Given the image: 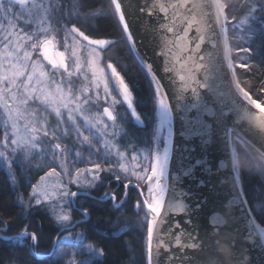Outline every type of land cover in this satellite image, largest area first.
<instances>
[{"label":"snow or ice","instance_id":"1","mask_svg":"<svg viewBox=\"0 0 264 264\" xmlns=\"http://www.w3.org/2000/svg\"><path fill=\"white\" fill-rule=\"evenodd\" d=\"M190 0H175L174 3L165 5L160 0H156V3L150 5L147 9H140L141 11H147L149 15L158 11L163 13L162 17L166 23H161L159 28L163 30L161 37V55L169 56L173 55V49L178 51L173 55V59L179 63L180 80L185 83L181 86L177 101L184 100V92L188 88H191L192 93L198 102H203L202 97L198 93V88L208 89L213 95L219 99L224 93L219 90V85L215 83L209 85L208 80L210 77L215 79L213 73L209 69V64L214 59L213 53L205 52L203 55H199L202 45L205 40L208 39L209 43L215 47V40L211 37L216 36V32L210 29L207 24V18L209 13L208 8H211L215 12V23L219 26L221 32L226 31V26L229 22V18L226 14L228 4L223 0H195L192 4V9H188V13H182L181 9L187 8ZM254 2V0H253ZM261 6L264 7V0H261ZM55 5L48 2V0H0V109L3 111V140L0 144L3 145L4 151H0V158H3L4 162L11 168L13 160L9 157L10 151L12 156H16L18 160L31 163V160L35 156L45 157L52 163H57L61 167V171L66 175H69V184H80L81 188L85 189L82 192H71L64 184H58L54 186L55 190H58V195L52 197L48 194L46 186L43 182L48 177H60V173H57L56 168L53 167L50 171L45 172L44 176L40 177V181L37 185L32 186V193L28 202H24L25 209L30 208L31 201H35L36 205H42L47 202L50 206V210L56 217L57 222L67 226L70 220L69 215L64 214L63 205H73L75 200L73 198L78 195L89 196L91 193L87 189L95 188L98 182H101L100 173L109 172L113 173L114 179L121 181V175H116L117 172L124 174V179L127 181L124 183V197H127V188L129 184L133 183L130 176H134L137 181L147 185V196L144 195V189L141 187V183H136L135 187L139 190L140 196L143 198L142 203L151 213V218L148 220L147 225V260L148 264H154L153 254V236L154 229L157 224L161 222V214L165 211V197L168 194V185L163 183L164 178L167 175V169L170 159V148L167 143L161 150L160 146V133L163 131L166 124H169L172 113V107L166 101V93L162 92V85L157 82L155 88V94L158 101V124L154 135V145L149 147L143 154V161L139 160L137 152L134 150V146L128 145L131 152V160L136 163H126L127 157L124 153H121L116 148L115 155L117 161L115 164L108 163L107 167H102L100 163H95L90 168H76L74 173H69L66 167L67 152L66 148H62L61 144L55 143L51 146V155L49 156L45 150L40 148V144L43 142V138H47L49 142L56 139L54 133L50 135L46 125L41 124L37 127L36 113L29 107L30 103H39L44 106L46 111L55 113L58 120L62 123L65 114L67 119L70 120L73 126L76 128L77 137L82 144H87L90 147H95L90 136H84L80 132L79 125L76 123V115L83 117L84 122L89 126V131L96 125H94L91 119L84 116L82 106L89 103V99L83 98L81 95H77L71 85L70 79L65 80L61 75L59 81L52 79L58 73H66L69 78L73 75L68 71V65L65 63V57L63 53H57L55 55L50 54V48L53 47V40L55 37L48 35L49 28L45 25L51 24L49 20L50 11ZM111 7L113 14L118 17L123 31L126 34L128 40L134 45L135 41L132 38V32L129 29V23L125 18L124 6L121 0H111ZM19 9L18 11L16 9ZM254 10V9H253ZM251 15V11L249 12ZM232 20H236L235 16L231 17ZM23 24L25 27H20ZM25 28L28 30L26 31ZM195 29V35L190 33ZM75 39H79L86 42L93 50L99 49L103 46H107L111 43L105 39H92L90 36L85 35L75 24L71 29H67ZM167 33H171L172 37H168ZM68 36L65 35L64 40L67 41ZM29 48L31 51H29ZM237 51L249 53L251 49L240 48ZM33 52H37L42 58L40 60L33 59ZM185 54H187L185 56ZM72 59L75 61V67L77 72H80L82 65L79 62V58L76 56L75 51L72 53ZM207 60V63H201ZM171 63V62H170ZM50 66L51 73L45 67ZM89 70L92 73L93 80L96 82V88L100 87L101 82L104 84V99H108L110 90L107 85V78L103 75V70L96 67L95 57L90 55L87 61ZM111 69V74L116 79V85L123 96L124 101L131 109V114L136 117L138 122L140 116L137 115L136 108L133 107L131 92L124 83L123 77L116 71L115 67L111 64L108 65ZM148 71H153L151 64H146ZM240 68L247 69L249 64L243 63L239 65ZM203 69L205 76L203 81L197 78V73ZM166 72L176 70V66H165ZM100 73V74H98ZM155 74L153 73V76ZM87 79V77H85ZM195 85V86H193ZM239 87V86H238ZM54 89V91L52 90ZM89 89H81V92H88ZM264 91V89H261ZM240 94L243 100L237 105L236 99H231L232 108L230 111L234 112L238 121H255L260 128H264V105L258 100L253 99L252 95L244 90L240 89ZM99 97V92L96 93ZM78 101H80L78 103ZM244 101H247L249 105L254 106L259 115L253 113L246 106ZM217 100H213L212 103H216ZM206 110L212 114V109ZM104 113L108 119L112 121L111 128L113 131L107 133V129L110 127L108 124H103L102 121H97L101 127L96 129L95 135L100 139H104L105 135L110 134L113 138L120 135L123 128L116 129L115 116L105 108ZM23 121V124L20 122ZM103 130V131H102ZM68 130H63V135L67 136ZM169 136L171 131L169 130ZM114 145H109L107 141L104 144L105 160H108L112 154ZM98 153L100 149L96 148ZM19 154V155H17ZM77 156H80L79 152H76ZM261 167H264V154H261ZM142 169V170H140ZM84 173H90V179H84L81 182V176ZM188 173H185L187 175ZM13 179H15L13 177ZM236 179L239 180V171L237 170ZM242 191V190H241ZM67 197V199H65ZM53 199L57 200V204H52ZM103 200H110L115 204L116 194L115 192H105L102 197ZM237 201H243L242 195H237L235 198ZM123 199L120 204H115L117 208L123 204ZM246 203V201H244ZM141 201H137V207H140ZM59 208V211L57 210ZM82 214L87 217L88 209H81ZM167 211L172 213H187L189 211L188 205L182 198H177L175 194L167 203ZM253 211L252 208L248 209L250 214ZM26 218V217H25ZM191 223V221H189ZM179 227V224H176ZM67 230V227L64 228ZM260 236L264 240V228L259 229ZM20 237L30 236L32 241L35 242L37 237L35 232L29 233L27 227L19 234ZM61 244H69L67 237L57 238ZM85 236L82 233H78L75 240L71 242H82ZM195 240V237H192ZM177 245L181 244L180 236L175 237ZM164 241L159 240L157 244L156 252L159 254L160 245H163ZM183 247L197 249L200 247L199 243H190L183 245ZM89 257L95 255H102V250H97L93 245H84ZM54 252L57 254L65 253L64 247L54 245ZM81 260L80 264H91V259ZM69 264H76L75 260L69 261Z\"/></svg>","mask_w":264,"mask_h":264},{"label":"water","instance_id":"2","mask_svg":"<svg viewBox=\"0 0 264 264\" xmlns=\"http://www.w3.org/2000/svg\"><path fill=\"white\" fill-rule=\"evenodd\" d=\"M160 2L167 6L175 0ZM121 3L135 41L133 45L128 40L131 48L155 88L157 82L162 85V92L167 94L166 101L172 107L170 122L165 125V143L170 148V159L163 180L169 191L161 222L154 229V264H264V240L259 233L264 225L257 220L253 211L248 213L251 207L245 197L240 174L239 180L236 179L239 171L236 140L247 145L260 158L264 154V128H260L255 121H238L237 115L230 111L231 99H236L239 105L243 100L240 89L244 88L234 71L227 26L226 31L221 32L215 23L214 10L208 8L206 24L217 34L211 37L215 40V47L206 39L199 53H213L214 59L208 70L215 79L210 77L208 83L210 86L214 83L219 85L224 95L217 99L208 89L198 88L203 101L198 102L191 88H188L184 92V100L178 102L177 96L185 82L180 80L179 63L173 59L178 49H173V55H161V37L164 33L159 25L166 23L162 19L164 14L156 11L149 15L147 11L140 10L147 9L156 0H121ZM193 3L195 0H190L187 8L181 9V12L187 14ZM190 35H195V29ZM167 36L172 37V34L167 33ZM50 54L55 55L54 46L50 48ZM201 63H207V60ZM146 64L153 66L151 73ZM173 65L176 66L175 71L164 70L165 66ZM110 75L121 95L111 69ZM204 76L205 71L201 69L197 78L203 81ZM214 99L216 103H212ZM243 103L259 115L254 106L247 101ZM206 107L212 109V114ZM173 194L188 205L187 213L167 211V203ZM238 194L243 196V201L235 199ZM148 214L150 219L149 210ZM177 223L179 227H176ZM63 230L59 231L58 236ZM177 235L180 236V245L175 240ZM159 240L164 243L157 254ZM190 243H199L200 247H183Z\"/></svg>","mask_w":264,"mask_h":264},{"label":"trees","instance_id":"3","mask_svg":"<svg viewBox=\"0 0 264 264\" xmlns=\"http://www.w3.org/2000/svg\"><path fill=\"white\" fill-rule=\"evenodd\" d=\"M81 2L83 8H87L97 7L101 0H81ZM223 2L228 4L227 32L237 80L254 99L264 105V91H261L264 89V7L261 6V0L254 2L223 0ZM250 11L251 15H249ZM232 16H235L236 20H232ZM95 25L93 32L96 35L120 37L119 27L109 13L97 16ZM122 42L116 47L112 58L119 64L120 70L132 86L141 114L146 121H149L153 111L158 109L155 85L136 58L128 39L125 37ZM240 48L251 49V52L237 51ZM243 63L249 64L250 67L240 68L239 65ZM123 122L126 124L129 139L138 137L141 145L150 144L147 125L136 128L131 119H125ZM164 145L165 133L161 139V146ZM236 150L245 197L257 220L264 225V167H261L262 162L257 154L239 140H236ZM36 175L32 174L31 184L35 181ZM92 192L97 195L99 191ZM25 193L26 187L14 183L8 170L0 163V229H4L3 232L1 231L2 234L12 236L4 238L0 235V264H62L55 253L51 254V251L64 225L53 218L49 204L46 202L42 205L30 202L32 206L25 209ZM119 196L121 197V194ZM75 201L77 207H73V212L79 213V208H86L90 213V219L80 223L74 231L79 230L85 236L86 242L93 244L97 250H102V255H95L93 259L89 257L91 264H128L133 256L140 254L142 234L136 226L138 218L131 196L125 198L119 208L114 207L110 201H101L84 195H78ZM26 227L29 233L35 232L36 243L33 244L30 236H19ZM146 229L147 227L144 230ZM39 254L46 256L40 258ZM77 264H80V260Z\"/></svg>","mask_w":264,"mask_h":264},{"label":"rangeland","instance_id":"4","mask_svg":"<svg viewBox=\"0 0 264 264\" xmlns=\"http://www.w3.org/2000/svg\"><path fill=\"white\" fill-rule=\"evenodd\" d=\"M48 2L55 5V7L52 8L50 11V16H49V20L51 22L50 26L45 25V27L49 28L48 35L51 37H55V39L53 40L54 51H55L54 53L64 54L65 63L68 65V71L73 73L71 78H69L66 73H58L55 76H53L52 79L59 81L60 76L63 75L65 80L70 79L72 88L77 95H81L83 98L89 99V103L87 105L82 106V111L84 113V116L89 117L92 123L96 126L93 127L91 131H89V126L84 122L83 117L79 115H76V123L79 125L80 132H82L84 136H90L92 138V142L95 147H90L89 145L82 144L80 142V140L77 137L76 128L73 126L72 122L67 119L66 114L64 116L63 122L61 123L56 117L55 113L46 111L43 105L39 103H30L29 105L30 109L36 113L37 127H39L41 124H44L46 125L47 130L49 131L50 135L54 133L56 136V139L51 140V142H49L47 138H43V142L40 144V148L45 150V152L48 153L49 156L51 155L50 145L59 143L61 144L62 148H66V152H67L66 167L69 173H74L76 168H90L95 163H100L102 167H107L108 163L115 164L117 161V157L115 155L116 148H118L121 153L125 154V156L127 157L125 161L126 163L132 164L136 162H142L144 152L147 151L149 147L154 145L153 138L155 135V130L157 128V124H158V119H157L158 109L153 111L149 121L142 120L143 121L142 126L147 125L148 127V133L151 138L150 144H148L147 146H143L139 143L140 138H138L139 140H136L135 138L129 139V134H127L126 132L127 131L126 124L123 121L125 119H131V118L128 115L127 109L122 108L123 103L114 92L113 86L111 84V80L105 68V63L104 65L102 63V55L99 54L98 50L96 49L93 50L89 45H86V44L82 45L81 42H79L77 38L73 39L72 35L67 32V29H71V24H65L63 22L61 23V19L64 18L65 16L66 9L63 8L62 6H59L60 0H48ZM16 10L18 11L19 9L17 8ZM70 16L72 18L75 17L74 14L72 13H70ZM58 22L60 26L57 24ZM19 26L25 27V25L23 24H20ZM54 26H57V28L55 29ZM25 30L27 31L28 29L25 28ZM65 35L68 36V39L66 42L64 40ZM29 51H31L30 48H29ZM73 51H75L76 56L79 58V62L82 65V69L80 70V72H77L76 67H75V61L72 59ZM90 55L95 57L96 67L98 69H102L103 75L106 76L107 78V85L110 90V94L108 95L107 100L104 99L105 92H104L103 82H101L100 87L97 89L96 82L93 80L92 73L88 68L87 61L89 60ZM33 59L40 60L41 62H43L42 58L39 56L37 52H33ZM45 67L51 73L50 66L46 64ZM85 77H87V79H85ZM84 88L89 89V91L82 93L81 89H84ZM52 90L54 91V89ZM97 92H99V97H97L96 95ZM79 102L80 101H78V103ZM132 102H133V97H132ZM107 105L112 109V112L115 115L116 129L119 130L120 128H123V131L120 132V135L115 138H113L110 134H108V135H105L104 139H100L98 136L95 135L96 129L101 127L100 124L96 123L98 120L102 121L103 124H108L110 126L107 129V133H111L113 131V129L111 128L112 121L108 119L104 113V106H107ZM3 120H4L3 111L2 109H0V141L3 140ZM20 123L23 124V121H21ZM64 129L68 130L67 136L63 135ZM163 133H165V127L163 131L160 133V146H161V139L163 138ZM105 141H107L109 145L115 146L113 147L112 154L108 160H105V152H104ZM128 145L134 146V150L137 152L139 156L138 161L133 162L131 160V152L128 148ZM96 148L100 149L98 153L95 150ZM162 148L163 147L161 146V150ZM0 151H4L2 144H0ZM76 152H79L80 156H77ZM8 155L13 160L11 168L8 167V165L4 162L3 158H0V163L5 166L6 170H8L10 177L14 183H16L17 185L22 184L24 187H26V193L24 195L25 202L29 201V197L32 193V186L37 185L38 182L40 181V177L44 176L45 172L50 171V169L53 167L56 168L57 173H60V177L59 178L55 176L48 177L43 182V185L46 186V190L50 196L56 197L58 195V190L54 189V186L58 184L66 185L68 190L71 192H77L75 190H82V191L85 190L81 188L80 184H69V179H70L69 175H66L64 172H62L61 167L57 163H52L48 159V156H45L42 158L37 155L31 160L30 164H27L26 162L18 160L16 156H12L10 151L8 152ZM38 172L40 173L36 175ZM32 174H35L36 178H35V181L31 184L32 181H30V179L32 178ZM115 174L121 175L122 180L121 181L115 180L113 173L101 172L100 173L101 182H98L95 188L87 189V191H90L91 193L89 197L96 198L101 201H110V200H103L102 199L103 194L105 192H115L116 198H117L115 204H120L122 199L124 201L125 198L131 196L132 202L134 203L133 207L135 209V212L138 218V222H136V226L139 228L140 231H142V229L144 230L145 227H147L148 225L149 214H148V210L146 206H144L142 203L143 198L140 196L139 190L135 187L136 183H141V182L137 181L134 176H130L129 178H131L133 183L129 184L127 188L128 195L127 197H124L123 194H124L125 189L123 185L127 181L124 179V174L122 172H117ZM13 177L15 179H13ZM86 178L90 179L91 174L84 173L81 176V182H83V180ZM141 187L144 189V195L147 196V185L141 183ZM94 190L99 191L97 195L92 192ZM120 194H121V197L119 196ZM21 195H23V193ZM77 197L73 199L76 200ZM65 199H67V197ZM138 200L141 201L140 207H137ZM31 202H35V201L33 200ZM110 202L112 203L114 207H116L112 201ZM51 203L57 204L58 202L56 199H53ZM73 207L75 208L77 207L76 201L73 205H68V204L63 205L64 214L69 215L70 220L67 223V226L65 225L62 226V228L68 227L67 230L66 231L63 230L62 233L60 234L61 237H67L70 243L61 244L60 241L57 239L60 235L56 237L55 243H54L55 245L64 247L66 252L57 254L56 252H54V247L51 251V254L55 253V256L57 257L59 262H61L62 264H69V261L71 260H75L77 264L79 260L81 261L82 259L89 258V254L86 252L84 248V245H88L89 243L86 242L85 239L82 242H75L74 244H72L71 242L75 240V237L78 233H81L79 232V230L74 231L76 226L88 220L90 217L89 216L90 214H88V216L85 217L82 214V211H81L82 208H79V207H78L79 213H74ZM57 210L59 211V208ZM50 212L52 213L53 218L56 220V217L53 214V212L51 210ZM124 229L126 230V227H124ZM120 230L124 231L123 229H119V231ZM1 231L3 232L4 229L2 228L0 229V235H2V237L4 238L10 237V236H7L6 234H2ZM36 241L33 242V244L36 243ZM42 255L39 254L40 258L41 257L43 258L46 256L45 254H42Z\"/></svg>","mask_w":264,"mask_h":264},{"label":"flooded vegetation","instance_id":"5","mask_svg":"<svg viewBox=\"0 0 264 264\" xmlns=\"http://www.w3.org/2000/svg\"><path fill=\"white\" fill-rule=\"evenodd\" d=\"M59 6H62L63 8L66 9L65 16H64V18L61 19V23L63 22L65 24H71V27L73 24H75V26L78 27L82 32H84L85 35L90 36L92 39H105V40H108L111 42L107 46H103V47L96 49V50H98L99 54L102 55V63H103V65L105 63V68H106V71L108 72V75H109V78L111 80V84L113 86L114 92L118 96V98L122 101V103H123L122 108L127 109L129 117L132 119V122L134 121L133 126L136 128L137 127H139V128L144 127V126H142V123L138 122L136 117L131 114V109L128 107L127 103L124 101V99L121 97V95L117 91V89L113 83L112 77L110 75V69L108 67L109 64L114 66L116 71L120 74V76L123 77L125 84H127L128 88L132 94L133 107L136 108L137 115L140 116L141 121L142 120L146 121L143 114H141V110H140V107L138 104L137 96H136L132 86L128 83V81L126 80V77L124 76V74L120 70L119 64L115 61L114 58H112V56H114L113 55L114 52L116 51V47L119 45V43H123L122 40L125 39L126 34L123 31L122 25L120 24L118 17L113 14V10L111 7L110 0H101V3L97 7H87V8H83L81 0H60ZM70 13L74 14L75 17L72 18L70 16ZM105 13H109L114 17V19L117 23V26L119 27V30H120V37L115 38V37H108V36H100V35H96L93 32V28H95V26H96L95 25V18L99 15H104ZM57 24L60 26L59 22ZM54 27H55V29L57 28V26H54ZM76 38L79 40V42H81L82 45L83 44L88 45L86 42L81 41L79 39V37H76ZM53 46H54V43H53ZM110 53L112 55H110ZM105 107L106 106H104V108ZM136 140H138V137H136ZM97 197H99V196H97ZM89 219H90V217H89ZM140 232L142 234L141 252L139 255L137 254V255L133 256V258H131V261H129L128 264H148V260H147V229L146 230L142 229V231H140ZM91 245H93V244H91ZM93 257L94 256H91V259H93Z\"/></svg>","mask_w":264,"mask_h":264},{"label":"bare ground","instance_id":"6","mask_svg":"<svg viewBox=\"0 0 264 264\" xmlns=\"http://www.w3.org/2000/svg\"><path fill=\"white\" fill-rule=\"evenodd\" d=\"M125 37L127 38L126 35H125ZM127 39H128V38H127ZM105 108H109V109L112 111V109H111L108 105H107ZM105 108H104V109H105ZM112 113H113V112H112ZM105 115H106V114H105ZM113 115H114V113H113ZM106 116H107V115H106ZM114 116H115V115H114ZM107 118H108V117H107ZM78 192H79V191H78ZM61 233H62V232H61ZM61 233H60V234H61ZM11 237H12V236H10V237H8V238H11Z\"/></svg>","mask_w":264,"mask_h":264}]
</instances>
